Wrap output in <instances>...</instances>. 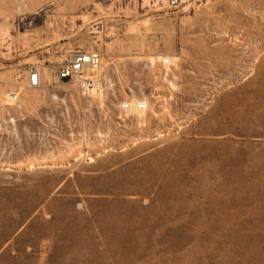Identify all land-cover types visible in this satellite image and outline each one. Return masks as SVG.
Instances as JSON below:
<instances>
[{
  "label": "rangeland",
  "instance_id": "rangeland-1",
  "mask_svg": "<svg viewBox=\"0 0 264 264\" xmlns=\"http://www.w3.org/2000/svg\"><path fill=\"white\" fill-rule=\"evenodd\" d=\"M0 264H264V0H0Z\"/></svg>",
  "mask_w": 264,
  "mask_h": 264
},
{
  "label": "built area",
  "instance_id": "built-area-1",
  "mask_svg": "<svg viewBox=\"0 0 264 264\" xmlns=\"http://www.w3.org/2000/svg\"><path fill=\"white\" fill-rule=\"evenodd\" d=\"M100 55L96 52H78L63 64L58 71L60 80H72L87 68H97L100 65ZM41 76L37 69L30 70L29 84L36 88L40 85Z\"/></svg>",
  "mask_w": 264,
  "mask_h": 264
}]
</instances>
